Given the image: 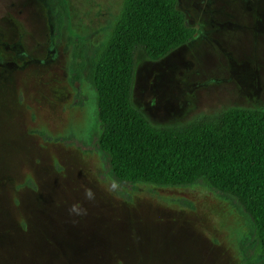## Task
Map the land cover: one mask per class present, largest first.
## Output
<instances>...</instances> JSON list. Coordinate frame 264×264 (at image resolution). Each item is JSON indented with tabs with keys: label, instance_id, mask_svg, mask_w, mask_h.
I'll return each instance as SVG.
<instances>
[{
	"label": "rangeland",
	"instance_id": "374dc122",
	"mask_svg": "<svg viewBox=\"0 0 264 264\" xmlns=\"http://www.w3.org/2000/svg\"><path fill=\"white\" fill-rule=\"evenodd\" d=\"M176 1L194 36L156 61L134 52L131 105L155 126L264 110V0ZM119 4L0 0V264H246L252 226L232 197L122 184L95 147V92L70 54L75 39L99 49Z\"/></svg>",
	"mask_w": 264,
	"mask_h": 264
},
{
	"label": "trees",
	"instance_id": "16d2710c",
	"mask_svg": "<svg viewBox=\"0 0 264 264\" xmlns=\"http://www.w3.org/2000/svg\"><path fill=\"white\" fill-rule=\"evenodd\" d=\"M176 0H120L98 50H71L72 79L81 75L96 96V149L122 184L159 187L202 184L232 197L252 226L246 264H264V110L227 107L211 117L155 126L130 103L134 52L159 60L194 36ZM64 7L57 2L53 37Z\"/></svg>",
	"mask_w": 264,
	"mask_h": 264
},
{
	"label": "clouds",
	"instance_id": "9594fccd",
	"mask_svg": "<svg viewBox=\"0 0 264 264\" xmlns=\"http://www.w3.org/2000/svg\"><path fill=\"white\" fill-rule=\"evenodd\" d=\"M84 195H85V199L88 200H93L95 198V194L91 189H85ZM82 211L83 210L80 208L79 203L73 204L69 208L70 214L80 215L82 214Z\"/></svg>",
	"mask_w": 264,
	"mask_h": 264
}]
</instances>
